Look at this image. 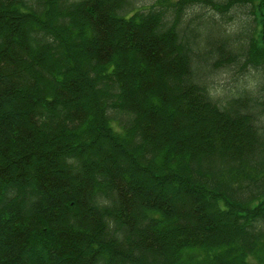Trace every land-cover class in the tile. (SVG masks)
<instances>
[{
    "label": "trees",
    "instance_id": "trees-1",
    "mask_svg": "<svg viewBox=\"0 0 264 264\" xmlns=\"http://www.w3.org/2000/svg\"><path fill=\"white\" fill-rule=\"evenodd\" d=\"M139 3L0 0V264H264V0Z\"/></svg>",
    "mask_w": 264,
    "mask_h": 264
},
{
    "label": "rangeland",
    "instance_id": "rangeland-1",
    "mask_svg": "<svg viewBox=\"0 0 264 264\" xmlns=\"http://www.w3.org/2000/svg\"><path fill=\"white\" fill-rule=\"evenodd\" d=\"M152 0H140V3L141 5H145V4H149ZM261 12H264V9L261 10ZM230 80V76L228 73L226 72H223V73H220V75L218 76V79H217V88H220V86L222 87L223 85H228L226 84L227 81ZM250 80V79H248Z\"/></svg>",
    "mask_w": 264,
    "mask_h": 264
}]
</instances>
